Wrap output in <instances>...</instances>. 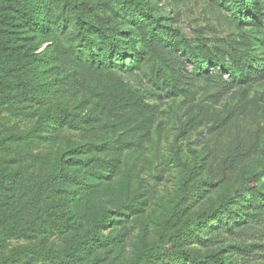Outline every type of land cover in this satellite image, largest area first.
Here are the masks:
<instances>
[{
  "label": "rangeland",
  "instance_id": "obj_1",
  "mask_svg": "<svg viewBox=\"0 0 264 264\" xmlns=\"http://www.w3.org/2000/svg\"><path fill=\"white\" fill-rule=\"evenodd\" d=\"M78 1L120 40L110 64L61 0H0V229H18L0 264H264V0H144L166 28L152 42L118 0ZM94 106L81 129L36 128Z\"/></svg>",
  "mask_w": 264,
  "mask_h": 264
},
{
  "label": "trees",
  "instance_id": "obj_2",
  "mask_svg": "<svg viewBox=\"0 0 264 264\" xmlns=\"http://www.w3.org/2000/svg\"><path fill=\"white\" fill-rule=\"evenodd\" d=\"M61 1L69 8L71 13L73 14L78 34L81 39L87 44L88 48L95 49L100 52L103 51L106 55L107 64H110L112 58L118 59L120 56V40L116 35H113L104 29L97 28L87 21L86 12L89 10L90 6L87 3L78 0ZM118 1L124 11H126L136 19L142 21L145 27V36L148 42H152L154 39L161 38V35L164 31H166V28L160 24L159 19L153 14V9L155 8L154 5H151L144 0ZM234 2L237 7L248 8L245 0H234ZM163 45L167 50L178 48L177 45L168 40L163 41ZM179 50L183 52V54L192 64L195 65L196 71L199 72L204 66L208 65L207 59L199 57L193 47L186 46L180 48ZM97 56L101 57L99 54H97ZM241 58H243V56H241ZM243 72L244 70L242 63H238L236 65L235 77L237 79H240L243 75ZM247 72L249 73V71ZM99 114L100 112L96 109L95 106L87 110L86 113L84 115H81L80 117H76L75 114L68 109H60L55 112L46 111L36 122V128L40 127L42 123L46 121H51L58 124H67L72 129H81L85 123H89L93 120L98 119ZM34 132H36L35 129L32 132L6 135L4 138H10L16 141L24 142L29 140V135ZM262 196L264 198V193L262 194ZM229 200V197L223 199L222 207L225 206L229 202ZM216 213H220L223 216L226 214V210L222 209L220 211H203L199 215H197L196 225L202 227L208 222H211L214 219ZM102 222L103 218L100 217L94 221V225L99 226ZM0 231L16 232L18 231V229L1 228ZM96 238H98V240L100 239L99 236H96L94 238H90V241H93ZM149 253L155 254L156 251L152 249ZM180 254L184 255L191 262V264H209L211 260L217 262L218 264H233L231 262H226L217 254H208L203 259L197 258L192 253L183 250L180 251ZM147 258H149V255L144 254L143 256L139 257L134 262V264H143L144 262L148 261Z\"/></svg>",
  "mask_w": 264,
  "mask_h": 264
}]
</instances>
